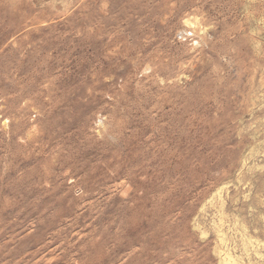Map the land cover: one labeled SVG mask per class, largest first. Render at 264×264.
I'll list each match as a JSON object with an SVG mask.
<instances>
[{"label": "rangeland", "instance_id": "374dc122", "mask_svg": "<svg viewBox=\"0 0 264 264\" xmlns=\"http://www.w3.org/2000/svg\"><path fill=\"white\" fill-rule=\"evenodd\" d=\"M0 264H264V0H0Z\"/></svg>", "mask_w": 264, "mask_h": 264}]
</instances>
